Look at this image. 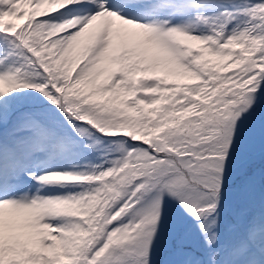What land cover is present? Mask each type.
<instances>
[{"label":"snow or ice","instance_id":"snow-or-ice-1","mask_svg":"<svg viewBox=\"0 0 264 264\" xmlns=\"http://www.w3.org/2000/svg\"><path fill=\"white\" fill-rule=\"evenodd\" d=\"M0 264H264V0H0Z\"/></svg>","mask_w":264,"mask_h":264},{"label":"rangeland","instance_id":"rangeland-1","mask_svg":"<svg viewBox=\"0 0 264 264\" xmlns=\"http://www.w3.org/2000/svg\"><path fill=\"white\" fill-rule=\"evenodd\" d=\"M17 23H23V21H17Z\"/></svg>","mask_w":264,"mask_h":264}]
</instances>
